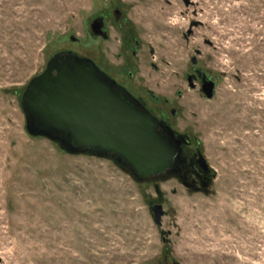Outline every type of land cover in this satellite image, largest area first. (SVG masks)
Instances as JSON below:
<instances>
[{
    "label": "rangeland",
    "instance_id": "1",
    "mask_svg": "<svg viewBox=\"0 0 264 264\" xmlns=\"http://www.w3.org/2000/svg\"><path fill=\"white\" fill-rule=\"evenodd\" d=\"M188 1L123 0L141 84L175 102L214 175L207 196L169 177L158 199L113 161L26 132L22 89L59 52L93 60L87 20L108 0H0V264H264V0ZM193 68L211 99L187 87Z\"/></svg>",
    "mask_w": 264,
    "mask_h": 264
},
{
    "label": "water",
    "instance_id": "2",
    "mask_svg": "<svg viewBox=\"0 0 264 264\" xmlns=\"http://www.w3.org/2000/svg\"><path fill=\"white\" fill-rule=\"evenodd\" d=\"M213 89L210 83L205 98H212ZM20 107L28 135L50 139L68 154L107 158L139 182L156 181L164 169L174 168L178 151L172 137L157 131L153 118L94 62L75 53L51 56L45 70L26 85ZM198 158L206 165L200 153ZM209 184L211 180L202 186ZM154 189L159 199L160 189L157 185ZM209 193L212 191L204 192ZM150 210L160 226L161 205H152Z\"/></svg>",
    "mask_w": 264,
    "mask_h": 264
},
{
    "label": "flooded vegetation",
    "instance_id": "3",
    "mask_svg": "<svg viewBox=\"0 0 264 264\" xmlns=\"http://www.w3.org/2000/svg\"><path fill=\"white\" fill-rule=\"evenodd\" d=\"M185 6H189L188 0H185ZM126 8V3H123V0H108L106 7H102L101 10L88 18V33L92 41L91 45L95 48L93 49L94 58L90 60L95 63L102 73L110 77L117 87L124 89L129 99L139 109L153 118L157 131L172 137L173 141L177 143L176 150L178 154L174 158V168L164 169L163 172L159 173L156 181H150L153 186L156 185V182L162 181L161 179L164 176H167V178L171 177L179 180L183 186H188L187 190L189 191H191L190 188H194L198 190L195 191L198 193L210 192L212 191L211 184L206 187H203L202 184L206 183L207 180H211L212 183L214 175L207 163L204 165L198 158L200 144H198V141L193 143L192 132L185 133L173 125L172 120L177 113V107L174 108L175 102L164 97L159 98L158 95L152 92L153 90L145 88L141 84V76L138 74V52L141 49V40L136 22L129 17ZM196 23L193 22L190 25L188 29L190 35L192 33L191 28L197 26ZM111 33L116 36L117 45L114 54L109 59L100 49V45L102 42L111 39ZM196 54L199 55V52H196ZM191 64L195 66L197 59L195 63H192L191 57ZM152 67L155 68L156 66L152 64ZM186 82L187 87L192 90L196 88L195 84H197L203 97H205V89L210 83L214 86L213 94L216 88L215 80H212L205 72H200L195 68L187 75Z\"/></svg>",
    "mask_w": 264,
    "mask_h": 264
},
{
    "label": "trees",
    "instance_id": "4",
    "mask_svg": "<svg viewBox=\"0 0 264 264\" xmlns=\"http://www.w3.org/2000/svg\"><path fill=\"white\" fill-rule=\"evenodd\" d=\"M69 39H70V41H71V42H73V41L75 40V38H74V37H73V38H72V37H70ZM52 56H53V55H52ZM50 57H51V56H50ZM50 57H49V58H50ZM25 87H26V86H25ZM25 87H24V88L22 89V91H21V94H20V99H19V101L21 100V96H22V94H23V90L25 89ZM21 108H22V107H21Z\"/></svg>",
    "mask_w": 264,
    "mask_h": 264
}]
</instances>
